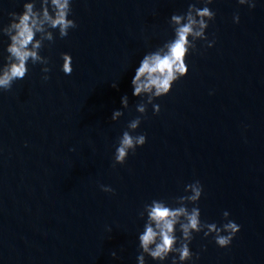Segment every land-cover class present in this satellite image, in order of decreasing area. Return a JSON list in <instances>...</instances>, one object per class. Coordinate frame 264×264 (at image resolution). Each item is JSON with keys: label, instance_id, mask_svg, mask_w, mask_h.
Instances as JSON below:
<instances>
[{"label": "water", "instance_id": "water-1", "mask_svg": "<svg viewBox=\"0 0 264 264\" xmlns=\"http://www.w3.org/2000/svg\"><path fill=\"white\" fill-rule=\"evenodd\" d=\"M23 2L0 0V26ZM192 2L73 0L76 30L40 53L49 80L29 65L0 93V264H136L143 205L171 202L195 180L204 188L201 219L219 225L227 210L240 225L226 249L194 235L198 264H264V0L252 10L214 0L206 30L214 46L197 42L187 75L154 101L159 114L148 105L141 117L134 134H146L145 145L113 167L114 145L138 115L134 70ZM7 42L0 36V59ZM60 53L72 57L71 79ZM125 94L129 108L113 122Z\"/></svg>", "mask_w": 264, "mask_h": 264}, {"label": "clouds", "instance_id": "clouds-1", "mask_svg": "<svg viewBox=\"0 0 264 264\" xmlns=\"http://www.w3.org/2000/svg\"><path fill=\"white\" fill-rule=\"evenodd\" d=\"M257 2L236 0L239 7L246 6L249 10L255 8ZM213 4L214 0H194L185 12L173 13L168 20L171 38L147 51L139 60L130 82L132 96L140 100L135 106L138 115L127 123L126 130L114 145V168L123 166L130 154L135 155L136 150L145 145L146 134H134L142 122L141 117L145 116L148 105L152 106L153 115L159 114L160 106L154 101L167 96L172 86L187 75L188 57L198 51L197 42H203L202 48L214 46L215 39L209 40L206 35L210 22H214L216 17L210 8ZM72 5L73 0H24L22 11L8 13L9 23L0 26V36L7 37L8 41L0 59V93L9 91L15 81L23 80L29 72V65H40L42 81L49 80V58L40 53L46 47L45 42L51 45L55 38L64 39L76 30L77 24L71 18ZM239 21V14H233L232 22L238 24ZM59 59V70L66 79H71V55L60 53ZM116 86L113 82L112 87ZM128 108V96L125 94L121 97V108L112 112L111 121H118L123 115L122 110ZM99 188L104 193L115 195L110 185L101 184ZM203 192V185L195 180L186 184L184 194L171 202L153 199L143 205L138 213L144 223L137 234L136 264H146V258L153 264H165L166 261L168 264H198L200 255L193 253L190 245L194 235L201 233L203 239L211 236L220 249L231 246L240 225L230 219L227 210L223 211L219 225L202 220L198 205ZM111 256L115 260L116 252L113 251Z\"/></svg>", "mask_w": 264, "mask_h": 264}]
</instances>
